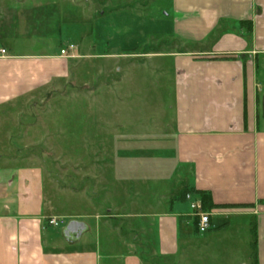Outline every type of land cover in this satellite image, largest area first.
<instances>
[{
  "label": "crops",
  "instance_id": "1",
  "mask_svg": "<svg viewBox=\"0 0 264 264\" xmlns=\"http://www.w3.org/2000/svg\"><path fill=\"white\" fill-rule=\"evenodd\" d=\"M115 1L145 0H85L97 33ZM0 2V264H264V0L149 2L155 20L143 27L178 44L146 57L169 58L173 67L169 144L179 171H188L180 172L188 177L186 186L195 196L208 195L204 232L190 209L168 198L127 207L128 193L127 202L116 195L109 203L87 186L50 180L42 160L28 153L35 144L28 139L37 126L38 100L68 75L70 61L51 50L48 39L28 48L25 41L33 37L26 21L15 20L13 33L10 2ZM95 49L100 56L120 55ZM98 167L90 177L100 191L110 177L122 187V173ZM81 200L83 209L68 208ZM50 217L60 223L68 217L84 229L68 240L48 224Z\"/></svg>",
  "mask_w": 264,
  "mask_h": 264
},
{
  "label": "rangeland",
  "instance_id": "2",
  "mask_svg": "<svg viewBox=\"0 0 264 264\" xmlns=\"http://www.w3.org/2000/svg\"><path fill=\"white\" fill-rule=\"evenodd\" d=\"M6 1L11 5L7 6V12L13 21L12 32H15V20L26 21L25 31H31L33 40L25 41L28 48L35 50L34 44L47 39L53 51L69 44L74 46L68 56L59 53L70 61L69 73L54 82L48 97L38 100L41 102L36 109L37 126L28 139L35 143L27 147L28 153L42 160L50 180L61 187L87 186L89 193L97 199L107 198L109 203L117 195L120 202L129 200L127 207L135 202L139 207L140 203L168 198L171 205L190 209L197 223L190 202L200 200L203 208L201 195H193L194 191L186 186L188 177L180 172L188 171H179L174 146L169 144L175 120L173 67L169 58L146 57L153 50L178 47L174 40L163 41L143 27L155 20L149 3L152 0L132 5L113 2L112 7L105 9L101 34L89 21L91 11L85 9V0ZM163 13H156V17ZM139 25L138 30L134 29ZM8 28L4 24L2 30ZM115 31L122 33L114 34ZM3 42L0 39V46ZM95 46L120 55L100 56ZM86 142L89 145L85 146ZM98 165L111 175L122 173V187L112 184L110 177L106 180L108 184L102 179L100 184L107 190L100 191L99 183L90 177L92 171L99 169ZM185 189H191L185 193H191L190 199L183 196ZM126 193L131 196L128 200ZM72 205L75 210H81L85 203L74 201L68 207L71 210ZM60 218L64 221L59 220L58 231L70 220Z\"/></svg>",
  "mask_w": 264,
  "mask_h": 264
},
{
  "label": "built area",
  "instance_id": "3",
  "mask_svg": "<svg viewBox=\"0 0 264 264\" xmlns=\"http://www.w3.org/2000/svg\"><path fill=\"white\" fill-rule=\"evenodd\" d=\"M74 49V46L71 44L68 45V47L66 48H61L59 50V53L61 54V56H68L69 52H71ZM1 52H4V49H1ZM191 193H187L185 195L186 198L190 199ZM190 207L193 210V214L197 217V229L200 232L206 231L207 229H209L210 226V222H209V212H206L203 210L201 204H200V200H191L190 202ZM48 224L54 227H58L59 226V220L54 218V217H50L48 219Z\"/></svg>",
  "mask_w": 264,
  "mask_h": 264
},
{
  "label": "water",
  "instance_id": "4",
  "mask_svg": "<svg viewBox=\"0 0 264 264\" xmlns=\"http://www.w3.org/2000/svg\"><path fill=\"white\" fill-rule=\"evenodd\" d=\"M84 229V224L78 221H70L63 228L62 233L68 240H76Z\"/></svg>",
  "mask_w": 264,
  "mask_h": 264
},
{
  "label": "trees",
  "instance_id": "5",
  "mask_svg": "<svg viewBox=\"0 0 264 264\" xmlns=\"http://www.w3.org/2000/svg\"><path fill=\"white\" fill-rule=\"evenodd\" d=\"M186 190V189H185ZM191 191V189H187L186 191H184V193H183V196L185 195V193L186 192H190ZM208 198V195H206L205 193H201V202H202V205H203V208L204 209H209L210 208V206H208L207 204H206V199ZM207 205V206H206Z\"/></svg>",
  "mask_w": 264,
  "mask_h": 264
}]
</instances>
